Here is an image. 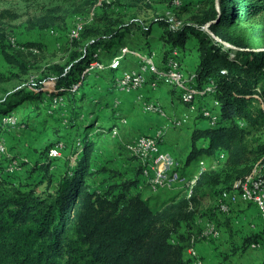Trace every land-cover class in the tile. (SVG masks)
<instances>
[{
  "label": "trees",
  "instance_id": "1",
  "mask_svg": "<svg viewBox=\"0 0 264 264\" xmlns=\"http://www.w3.org/2000/svg\"><path fill=\"white\" fill-rule=\"evenodd\" d=\"M122 1L104 4L127 5ZM128 1L135 5L142 0ZM169 11L182 21L178 30L169 28ZM169 11L148 28L133 21H113L95 11L93 21L84 26L80 38H71L76 45H83L80 51L72 52L66 64L51 66L42 78L7 94L0 100V118L26 101H37L51 109L52 98L64 95L72 105L69 124L77 119L86 121L77 112L85 95L78 97L72 90L99 48L111 50L124 33L137 30L149 35L154 26H159L163 30L161 57L166 59L175 49L182 59L188 40L194 38L199 56L193 80L199 89L213 84L209 95L216 101L219 118L214 126L194 128L192 132L185 166L198 160L205 164L207 161V165L191 197L183 189V194L154 208L142 193H132L133 187H139L137 181H124L121 186L111 187L107 194L92 191L86 179L91 173L94 143L88 134L80 136L79 159L59 178L54 180L50 159L37 165L36 169L44 173L39 182L46 180V187L40 191V184L16 182L14 176L4 174L0 168V264H189L186 256L194 247L190 240L197 231L196 220L205 215L200 210L202 195L217 190L216 202L264 161V47L245 44L233 31L235 26L263 17L264 0H185ZM186 14L189 18L184 21ZM208 23L214 36L203 29ZM32 25L49 29L55 23L53 18H43ZM5 39L0 25V55L23 75L28 74L24 49L32 55L35 49L42 51L41 46L24 44L23 49L11 53ZM224 42L236 48L227 47ZM22 74L7 76L0 71V83L18 79ZM61 110L49 114L59 115L61 120ZM2 128L0 120V131ZM106 130L102 128V132ZM211 215L208 216L213 219Z\"/></svg>",
  "mask_w": 264,
  "mask_h": 264
},
{
  "label": "crops",
  "instance_id": "2",
  "mask_svg": "<svg viewBox=\"0 0 264 264\" xmlns=\"http://www.w3.org/2000/svg\"><path fill=\"white\" fill-rule=\"evenodd\" d=\"M162 31V28H160L159 26H154L149 35H144L143 33L135 30L131 31L128 33L127 38L130 45L126 43L121 46H127L131 50H136L143 53L154 51L156 53L155 61L157 65L160 68H163V65L165 64L167 58L164 59L160 54V51H162L163 47V42L161 39ZM121 46L116 50H113V48L110 50V63L114 56L117 55L119 49L122 48ZM179 54L177 55L178 60H180V62L184 64V69L189 75V78L191 80L194 79L199 56L197 41L194 38H190L187 42L182 59H180ZM127 57L128 55L124 59H127ZM131 57L132 58L129 61L126 60V62H123V59L121 67L118 70L105 69L104 71L106 73H103L104 71L97 72L99 75L102 74L100 78H95L93 76L86 77V79L82 83L83 85H81L79 90L76 92L78 97H82L83 95H85V98L81 103V108L79 109V111L77 110V112H79V114H83V118L89 116V120L85 121L77 119L76 123L73 122L71 126H74V129L78 132L79 136H86L88 134L90 141L94 143V160L97 141H100L105 136H107L108 138H115L116 142L121 146L120 158L124 159L122 160L123 162L119 163V165H123L125 170L127 169L128 171L127 175L125 176L126 178H123V181H137L138 185L141 183L140 165L136 161V159L131 156V154L127 153L126 144L137 138L138 136H154L160 129H162L163 131V140L161 141L162 151L170 153L176 159V161L179 162L181 174L186 176L195 175L197 168H192V164L197 163L199 165V162L201 163V161L204 160H198L190 164L189 166H185L186 159L190 152L191 135L194 128L214 126L210 120L204 118L201 115L200 108L205 105L210 109L212 108V111L214 109L216 111H213L214 114L219 116L215 99L211 107H209L210 105L208 106L206 104H211L209 99L206 96H200L198 98L199 105L196 106V108L191 109L189 105L185 104L179 98V92L177 91L176 93V91L174 90L176 88L172 89V87L160 83L156 89H153L151 87V84L154 77H152V75L149 73L143 74L146 79V85L142 89L130 93H119L114 90V73L121 71L122 74L125 72H129L130 69L141 68L138 58L134 55ZM135 72L141 73L142 71L135 70ZM100 80L102 83V89L99 90V88L96 87L97 85H95V83ZM98 91L101 92L98 93ZM97 94L101 96L99 99L101 106H97L96 103L92 108H90V106L93 104V99L96 98ZM117 100L120 101V105L117 107L118 109L114 107V104ZM148 101L157 102L164 110L165 115H159L157 113L154 114L153 112L151 113L146 111L143 108L142 104ZM139 102L141 107L138 106ZM36 103L39 102L26 101L22 105L14 109L12 113L19 119L25 121H27L28 119L30 121H38L40 120L39 117H37L38 113H34L33 109V105ZM86 104H89L90 106L87 107ZM39 107H42L43 111L45 108V111H47L46 113H49V109L46 110V107H43L41 105ZM115 111L116 115H114ZM58 116H52V118L49 120L50 125H46L45 122V124L39 126L38 129L34 130L31 135H28V132H23L18 128H2V130L0 131V138H3L6 141L8 151L14 158L22 161L23 164L24 162H29L31 160V165L28 164V166H25L24 172L20 174L21 176L25 175L26 171L31 166H33L32 164H34L33 169H36L37 165L46 163L50 159L48 158V152H50V154L55 153V148H59V144L52 147L51 149H49V146L47 148L49 150L45 151L44 154H41V151H35V149H39V146L34 145L33 148H30V146L28 145V142H34L35 138H39V142L41 144L44 141V139L40 137L42 136L41 132H45V130H47L48 128L52 130L51 121L53 120L58 123L59 121H61L58 119ZM91 116L92 120H90ZM181 118H188V120L185 125L180 128L174 127L168 122L172 119ZM90 121H93L91 122L93 126H88V122ZM100 127L106 128L107 130L105 132H102V128ZM86 128L88 129L86 130ZM113 128L118 129L117 134L115 135L112 132ZM119 129H121L120 134L118 133ZM92 130L98 132V134L94 136V131ZM101 133L104 135H102ZM11 147H13L14 149L12 150ZM25 147L28 148L26 149ZM24 156H27V159L30 160L24 159ZM105 166L108 168V170H110L109 166ZM55 167V162L51 161L50 171L53 174V170L55 169ZM112 174L115 175V173ZM20 175H16L12 178L16 179V182H19L18 176ZM118 175L119 174H116L115 176ZM145 185L148 187L147 184ZM147 190L148 192H150L149 189ZM169 191L174 192V196L183 194V190L181 188L177 190H168L167 192ZM141 193L144 194L143 192ZM153 194L154 193H152V196L150 197H154ZM231 194H235V192H233V189L224 194H221L219 197L224 195L228 197ZM143 196L145 198V194ZM145 199L149 201L150 198ZM169 199H166L165 201ZM232 210L236 211L232 212L233 214L231 216H227L221 213L219 209H217V213L211 215L221 229V237L220 239L213 242L199 241L196 244L195 247L198 250L201 258L203 259L204 264H264V217L260 216L259 210L255 205L244 202L239 196L237 202L233 203ZM185 229L186 228L183 229V232L186 231ZM254 243H259L258 245L260 248H252L251 244ZM186 257H188V253Z\"/></svg>",
  "mask_w": 264,
  "mask_h": 264
},
{
  "label": "rangeland",
  "instance_id": "3",
  "mask_svg": "<svg viewBox=\"0 0 264 264\" xmlns=\"http://www.w3.org/2000/svg\"><path fill=\"white\" fill-rule=\"evenodd\" d=\"M112 0H3L0 1V25L4 29V35L6 36V43L9 47V51L14 53L15 51H19L23 49L24 44H38L41 46V50H33L34 54H27L28 49L25 48L24 59L28 63L29 73L23 75L17 68L11 66L6 62V60L0 55V71L6 74L7 76H12V73L19 72L22 76L18 79H10L6 82L0 83V100L6 97L9 93H15L17 90L21 89V87L26 86L28 83L34 82L36 79H40L43 77L44 73L51 68L53 65H64L66 64L69 56L72 52L80 51L83 45H76L70 38L71 30L74 28L76 19L78 17H88L92 13L96 11V13L100 16L104 14L107 15L113 21H120L122 23L134 22L144 28L150 27L152 22L158 18L163 16L167 11L175 6L176 0H142L141 2L133 5L128 0H123V4L127 5H119V6H105L104 2H110ZM185 1V0H184ZM43 18H53V22L55 23L54 27L41 28L40 25H32L33 23L38 22ZM189 15L186 14L183 16V20L187 21ZM88 24V23H87ZM86 24V25H87ZM137 31V30H135ZM234 33L237 37L241 38L245 44L254 47H264V16L261 18L255 19L252 23L248 25H238L233 28ZM69 34V35H68ZM128 33H124L118 40H116V44L113 47V50L118 49L123 44L130 43L127 40ZM73 39V38H72ZM78 40V39H77ZM87 43V42H86ZM84 43V44H86ZM122 47V46H121ZM112 53V52H111ZM100 60L102 63L109 64L110 63V49L104 47L101 49ZM133 55H128L126 60H130ZM159 56V55H158ZM103 73H106L105 71ZM121 74V71L114 73L113 76H117ZM95 78H100L102 76L97 72L91 75ZM98 83V84H97ZM96 87L102 89L101 80L96 82ZM146 85V84H145ZM152 87V86H151ZM153 88V87H152ZM101 91H98V93ZM100 95L97 94L96 98L93 99V104L90 106L89 104L86 106H90L92 108L96 103L97 106L101 103L99 102ZM210 103H206L209 107H211L214 102V98L209 95L208 96ZM180 100V99H179ZM95 102V103H94ZM115 102V101H114ZM114 104V103H113ZM139 104V105H138ZM137 105L140 106V102ZM199 105V101L196 102V106ZM37 106V107H36ZM39 103L33 105L34 113H38L40 120L38 121H27L19 119L16 115V118L20 122V124H25V129L20 128L18 125L15 127L8 128H18L23 132H28V135H31L32 132L42 126L43 124L50 125L49 120L52 116L47 111L42 110V107H39ZM72 105L69 104L67 99L65 106L62 108L60 115L65 113L67 118L70 116V110ZM141 107V106H140ZM58 109V108H57ZM137 109V108H136ZM212 109V108H211ZM42 110V111H39ZM47 110V109H46ZM36 111V112H35ZM50 111V109H49ZM48 111V112H49ZM168 111V110H167ZM191 111V109H190ZM214 112H216L213 109ZM218 113V112H217ZM13 114V113H12ZM61 115V121H51L52 130L49 128L45 130V132H41L42 136H40L44 141L40 144L39 138H35V141L28 142L27 144L30 148H33L34 145L39 146V149H35V151H41V154H44L49 146H56L59 142H63L65 145V149L60 152L57 157L53 158L56 164L54 172V180L59 178L60 174L63 173L68 167H73L76 165L77 160L80 156V145L78 144V138L80 137L78 132L74 129V126L64 125L63 116ZM116 115V111L114 112ZM35 117V118H37ZM189 117V116H188ZM89 119V116H86V120ZM2 120V117L0 118ZM70 123V122H69ZM45 125V126H46ZM45 128V127H44ZM73 129V130H72ZM27 130V131H26ZM94 131V130H92ZM121 129H119L120 134ZM47 133V134H46ZM98 132L94 131L93 135L95 136ZM100 134V133H99ZM102 134V133H101ZM117 134V132H116ZM104 135V134H102ZM115 135V134H114ZM28 139V138H27ZM98 139V138H97ZM50 147V149L52 148ZM26 149L28 147H25ZM13 150L14 148L11 147ZM116 149V151H115ZM121 146L116 142L115 138L107 136L103 137L100 141H97V147L95 154V160L93 161V166L90 168V175L87 177L86 181L90 186L92 191L100 192L102 194H107L110 192L111 187L121 186L123 184V178H126L128 171L127 169L119 165L120 162H123L120 157ZM40 154V156H41ZM12 156V155H11ZM94 156V155H93ZM26 160L28 157H23ZM48 158L51 159L50 152H48ZM126 160V159H125ZM263 163V162H262ZM31 165V160L28 162H24L23 165ZM209 164V163H208ZM31 166L25 173L24 176H18V180L24 182L25 180L31 184H40L38 186V191L44 189L46 187V180L43 183H40L39 180L44 176L41 171L38 169H33L34 164ZM109 166L110 170L105 166ZM207 165V161H206ZM37 167V166H36ZM112 168V169H111ZM118 170H114V169ZM192 168H197L195 173L200 171L201 165L197 163L192 164ZM120 170V171H119ZM109 171V173H108ZM264 171V170H263ZM112 173L119 174L118 176L113 175ZM194 173V174H195ZM181 174V173H180ZM183 175V174H181ZM186 176V175H184ZM186 177H191L186 176ZM22 178V179H21ZM56 178V179H55ZM25 179V180H24ZM17 180V181H18ZM56 186L52 185V189ZM149 189L145 184H143V190L139 188L132 189V193L136 194L143 192L145 194V198L149 199V204L151 207L158 208L163 201L166 199L172 198L175 193L160 191L152 196V193L148 192ZM176 190V189H173ZM208 192V191H206ZM204 193L201 197L203 203H201L200 210L202 213L212 214L217 213V202H215V197L217 196L216 191H209V193ZM118 194V191L115 192ZM143 194V195H144ZM204 217H209L208 215ZM213 220V219H212Z\"/></svg>",
  "mask_w": 264,
  "mask_h": 264
},
{
  "label": "bare ground",
  "instance_id": "4",
  "mask_svg": "<svg viewBox=\"0 0 264 264\" xmlns=\"http://www.w3.org/2000/svg\"><path fill=\"white\" fill-rule=\"evenodd\" d=\"M183 3H184V0H177L175 2V5L176 7H180ZM93 18H94L93 13L88 17H83V18L81 16L78 17L76 19L74 28L71 30L70 38L79 39L81 36L80 34H81L82 29L87 23H90L91 21H93ZM167 18H168V23L170 24L169 28H171L172 30L175 31V30H178L180 27H182L183 24H182L181 19L179 20L177 18V15H175L173 12L171 11L167 12ZM101 49L99 48L97 50V52L93 56L92 61L89 63L88 66H86V68L81 73L80 80L77 83H75L73 86V90H72L73 92H77L79 88L81 87V85H83L82 83L84 82L86 77L95 74V72H102L105 69H110V70L120 69L122 60L127 55L136 56L139 60L141 68H145V70H141L142 71L141 73L135 72L134 78H131V79L130 77L126 76L128 72L122 73L118 76H114V81H113L114 88H115L114 90H116L119 93L133 92L132 90L136 89V87H137L136 91L142 89L145 86V82H146L145 76L143 74H146V73H149L152 75V77H154L153 82L151 84L153 89H156L160 83L166 84L172 88H176L177 91L179 92V95H178L179 98L185 104L189 105L191 109L196 108V102L198 101V98L200 96H203V95L209 96L210 92L212 91V88H213L212 83H209L203 89H199L196 86L195 81L189 78V75L186 73L184 69V64L180 62V60H178V57H177V55L179 54L178 50L174 49V51L167 57L165 64L163 63L164 67L160 68L155 61L156 53L154 51L149 52V53L148 52L143 53V52H139L136 50H131L129 47L125 46V47L120 48L117 55H115L114 58L112 59L111 63H109V65H106L102 63L100 60L101 56H99L100 55L99 53L101 52ZM124 52L126 53V55H124ZM180 77H181V80H177V78H180ZM50 96L51 95L48 94V97ZM52 99L53 101H64L66 103V96L64 95L59 96V97H54ZM119 105H120V101L117 100L114 104V107L117 108ZM142 105H143V108L148 112H151V113L153 112L154 114L157 113L159 115H165L164 110L160 107V105L157 102L148 101V102H144ZM64 106L65 105H58L56 103H53V106L51 107L49 113L50 114L54 113L55 109L63 108ZM200 113L204 118L210 120L212 124L216 123L219 118V116L215 115L214 112L210 108L206 107L205 105L200 108ZM7 116H13V114L11 113L4 117H7ZM62 116L64 118L62 123H64V125L65 124L69 125V118H67L68 116L65 113H63ZM187 120L188 118H181V119H172V120H169V121L167 120V121L170 123V125L180 128L185 125ZM1 123L4 128L10 127V125L7 124L6 121L1 120ZM117 131H118L117 128H113L112 130L114 134H116ZM156 134L160 138L158 139V146L161 147V141L163 140L162 129L157 131ZM140 138L150 139L151 136H140ZM61 144L62 142H59V145ZM77 145H80V149L82 150L81 137L78 138ZM131 156H133V158H135L136 161L140 165V175L143 179V183L147 184L150 191L154 193H158L160 191H166V190H173V189L177 190L181 188L182 190L186 189L188 192V196L191 197L194 191V183L192 182H194L196 178L198 180L201 173L206 168L205 162L201 161L200 171L196 173L195 175L191 177H186L184 175H181L179 172L177 184H174L170 187H159L158 188L157 174H156L155 169H153L152 167V163L150 162L148 155H146V153H135V154H131ZM0 165L22 166L23 163L22 161L11 156L10 153H9V158H6L4 155V145L0 144ZM24 170H25V167H22V173L24 172ZM15 175H19V173H12V176H15ZM262 177H264L263 163L260 162L254 167L253 174L250 177H248L245 180H238L235 182L233 186V192H235V194H231L228 197L224 195L217 200L218 201L217 209H219L221 213L227 216H231L233 213L228 212V211L232 210V205L233 203L237 202L238 196L241 197V199L244 202L250 204V197L247 195L246 191H248L251 184L256 183V181L260 180ZM202 218H204V221H206V223H209L212 227H214V229H220L218 224L211 218L198 217V219L196 220L197 231L190 240L191 244L194 247L188 253L187 258L190 261L189 264H201V261L199 258L200 254L195 247L199 241L202 242V239H203L205 242H213L219 239L218 237H213L211 229H204V226L200 225ZM173 242H175L174 239H173ZM253 245H258V244H253Z\"/></svg>",
  "mask_w": 264,
  "mask_h": 264
},
{
  "label": "built area",
  "instance_id": "5",
  "mask_svg": "<svg viewBox=\"0 0 264 264\" xmlns=\"http://www.w3.org/2000/svg\"><path fill=\"white\" fill-rule=\"evenodd\" d=\"M124 55H126L125 52ZM135 70H145V68L130 69L129 72L126 74V76L130 77V79L134 78ZM177 80H181V77L177 78ZM136 89H133L132 91H136ZM53 103H56L58 105H65L64 101H53ZM2 121H6L7 124L10 125V127H15L17 125L22 129H25L26 127L25 124L23 123L20 124V122L18 121L15 115L3 117ZM158 139L160 138L157 134L151 136L150 139H143L140 138V136H138L137 138L133 139L132 141L126 144V151L128 154L146 153V155H148V158L150 159V162L152 163L153 169H155L156 171L158 188L170 187L174 184H177L178 182V177L180 172L178 168L180 164L170 153L162 151L161 147L158 146ZM0 144L4 145V155L6 158H9L10 152L8 151L7 143L3 138H0ZM64 149H65V145L62 142V144L59 145V148H55V153L50 154L51 156L50 160H53V158L57 157V155H59L60 152L63 151ZM223 158H225L224 155L221 156V159ZM25 166L26 165H22V166L0 165V168L2 169L4 174L12 176V173H19V175L22 174V167ZM192 183H194V187H195L197 183V178ZM142 188H143V179L141 177V183L139 184V189ZM246 193L250 197V204H253L257 207L260 216H264V177H262L260 180H257L256 183L251 184L248 191H246ZM236 210H231L228 212H235ZM200 225L204 226V229H211L213 237H218L220 239L221 229H214V227H212L209 223H206V221H204V218L201 219ZM202 242L205 241L202 239ZM251 247L256 249L260 248L259 245H253V244H251ZM199 258L201 264H204V261L201 258V256H199Z\"/></svg>",
  "mask_w": 264,
  "mask_h": 264
},
{
  "label": "water",
  "instance_id": "6",
  "mask_svg": "<svg viewBox=\"0 0 264 264\" xmlns=\"http://www.w3.org/2000/svg\"><path fill=\"white\" fill-rule=\"evenodd\" d=\"M217 7H218V9H219L218 2H217ZM210 25H211V23L206 24V25L204 26V30H205L208 34L214 36L213 32H212V31L210 30V28H209ZM224 44H225L227 47L234 48V49L236 48L235 46H233V45H231V44H229V43H227V42H224ZM260 50H263V49H260Z\"/></svg>",
  "mask_w": 264,
  "mask_h": 264
}]
</instances>
